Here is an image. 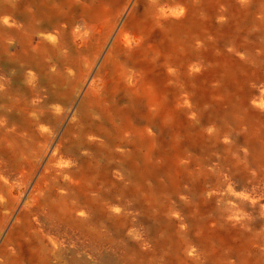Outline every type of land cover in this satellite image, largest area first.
Returning a JSON list of instances; mask_svg holds the SVG:
<instances>
[{
    "label": "rangeland",
    "instance_id": "obj_1",
    "mask_svg": "<svg viewBox=\"0 0 264 264\" xmlns=\"http://www.w3.org/2000/svg\"><path fill=\"white\" fill-rule=\"evenodd\" d=\"M147 2L137 0L134 8L141 10ZM212 2L214 7L209 16L203 14L198 1L195 2L198 17L207 18L214 27L228 23L233 32L227 40L223 41L216 34H207L205 38L215 43L204 45L197 40L194 44L179 45L171 54L158 43L163 32L156 28L155 40L150 42L153 46L147 59L154 74L164 75L162 83L168 86L166 93L161 95L169 102L172 93L183 97L179 110L181 127L169 124L163 115L164 107L157 106L156 102L148 105L142 97L138 100L137 110L127 113L129 121L124 125L131 122L127 129L125 126L117 129L121 120L113 117L110 111L104 112L101 107L91 109L90 117L93 114L92 119L102 120L98 132L88 135L92 136L98 151L92 154L87 149V135L78 136L76 126L79 123L74 124L64 139L65 146L70 141H77L71 151L67 146L65 148L67 159L68 154L71 158L68 169H64L62 174H47L46 188L40 192L41 208L33 209L17 221V234L10 243L2 239L3 234L0 235V264L17 256L22 247L25 254L36 257L32 264H71L73 259L85 264H176L174 256L171 259L166 256L171 239L178 244V260L183 264H224L221 256L207 254L205 241L199 238L198 230L202 225L210 224L221 233L233 231L236 237L246 233L247 237L238 239L235 245L243 242L251 246L255 240L264 239V219L258 215L244 220V212L239 211L233 201V192L241 191L243 183L238 171L235 168L221 171L226 169L223 167L226 158L235 159L240 164L244 161L248 151L244 146H238L237 140L247 132L253 120L257 125L258 118L260 122L264 121V107L261 111L258 109V100L261 96L264 98V0L249 1L247 9L235 0ZM210 16L213 17L212 22ZM227 68L232 72H227ZM241 95H244V100L238 105V112L231 120L221 123L220 130L217 127L220 123L214 122L207 114L211 103L221 102L222 106H227V98L237 100ZM201 96L207 103L198 104ZM119 103V106L125 104L123 96ZM72 113L73 109L69 116ZM74 115L71 117L76 120ZM146 127L151 129V139L156 146L151 162L156 165L158 173L140 184L132 182L123 165V157L129 154L134 133ZM105 131L116 133L110 138L114 139L113 144L108 143ZM174 141H177V146ZM7 147L9 156H0V218L9 212V187L22 176V170L29 171L27 167L19 166L22 158L17 150L12 151V144L7 143ZM176 150V155L166 158ZM24 152L23 155L29 156L33 149L25 147ZM168 162H171L170 166ZM228 173L229 177L226 176ZM249 175L253 177L255 172L251 170ZM34 176V180L39 178ZM177 177L178 180L172 181ZM74 180L84 184L91 201L100 198L96 222L87 218L88 212L81 209L69 214L77 212L83 216L74 213L69 219L62 210L63 205L59 206L58 197L65 203V192L70 190V184H75ZM204 180L210 185H220L222 195L218 197V194L199 189ZM156 183L164 186L163 192H158ZM29 187L32 189V183ZM51 189L56 194L48 197ZM44 198H47L46 206ZM72 204L87 206L84 201ZM52 206L61 209L57 208L54 216L58 221L56 228L49 230L42 220L44 215L52 216L49 212ZM199 206L201 211L192 218L194 209ZM11 218L10 223L14 224L16 218ZM78 219L84 222L69 237L61 228L66 225V220ZM68 225L73 226L71 223ZM89 230H95L98 235L95 248H88ZM219 245L216 237L210 241L212 248ZM187 246L192 247L193 256ZM254 250L253 254H256V249H252L251 254ZM259 250L264 254L263 245ZM230 255L228 261L234 263L236 254ZM260 263L264 264V256ZM17 264L31 262L25 259Z\"/></svg>",
    "mask_w": 264,
    "mask_h": 264
},
{
    "label": "bare ground",
    "instance_id": "obj_2",
    "mask_svg": "<svg viewBox=\"0 0 264 264\" xmlns=\"http://www.w3.org/2000/svg\"><path fill=\"white\" fill-rule=\"evenodd\" d=\"M196 1L203 14L209 16L214 7L213 0H148L141 10L134 8L137 0H0V156H9L7 143H11L12 151L17 150L22 158L19 166L23 165L29 170H22V176L9 187V212L0 218V235L3 234L4 241L10 243L14 239L17 221L33 209L41 208L40 192L46 188L47 174H62L64 169H68L71 158L68 154L67 159L65 148L67 146L71 151L77 141H70L65 146L64 139L75 127L74 124L79 123L76 126L78 136L87 135V149L92 154L98 151L92 136L88 135L98 132L102 120L92 119L91 109L101 107L104 112L110 111L113 117L121 120L117 129L124 126L127 129L131 126V122L124 125L129 121L127 113L137 110L138 100L142 97L148 105L156 102L157 106L164 107L163 115L169 124L181 127L179 110L183 97L172 93L171 103L165 100L161 95L168 88L162 83L164 75L159 77L154 74L147 58L153 46L150 42L155 40L156 28L163 32L161 38L157 34L158 43L171 54L179 45L194 44L197 40L204 45L215 43L205 38L207 34H216L223 41L230 38L233 29L228 23L214 27L207 18L198 17ZM249 1L235 0L246 9ZM211 19L213 17L210 16ZM226 70L232 72L229 68ZM121 96L125 104L119 106ZM202 98L198 99L199 105L207 103L204 102L206 98ZM232 98H227V106H222L221 102L215 105L211 103V108L207 110L209 118L220 123L217 125L220 130L221 123L236 115L244 95L238 96L237 100ZM263 107L264 98L261 96L258 100L259 111ZM71 109L72 115L77 116L76 120L69 116ZM259 119L258 125L253 120L247 132L237 140L238 146H244L248 151L244 161L240 164L235 159L226 158L223 166L226 169L220 168L221 171L235 168L243 180L241 191L233 192L232 198L237 209L244 212V220L258 215L264 219V121L260 122ZM114 135L115 132L105 131L109 144L114 143V139H110ZM174 142L177 146V141ZM35 145L38 147L35 148ZM25 147L33 149L32 155H23ZM155 149L149 127L134 133L129 154L123 157V165L132 182L145 183L158 173L156 165L151 162ZM172 153L166 158L171 159L177 150ZM170 165L171 162H168ZM251 170L255 172L253 177L249 175ZM34 175L39 178L34 180ZM226 176L229 177V173ZM176 180L178 177L172 181ZM31 183L32 189L29 187ZM216 184L210 185L204 180L199 189L218 194L219 197L222 193L220 185ZM83 185L82 182L70 184V190L65 192V203L58 197V204L63 205L62 210L69 219L74 213L83 216V213L77 212L69 214L81 209L88 212L87 218L96 222L101 200L97 197L91 201ZM156 186L158 192H163L164 186L158 183ZM49 191L52 192V189ZM55 194L52 192L48 197ZM46 199L43 200L45 206ZM80 201L87 206L72 204ZM57 208L50 207L52 216L43 217L42 221L49 230L56 228L58 221L54 216L57 215ZM200 211L201 206L195 208L192 218ZM11 216L16 218L14 224L10 223ZM66 221L61 229L69 237L84 222L82 219ZM92 231L89 230V235L85 233L89 237L88 248L98 246V235L95 230ZM198 232L199 238L205 241L207 254L221 256L224 264H261L260 259L264 254L259 249L261 245L264 246V239L255 240L251 246L243 242L235 245L238 239L247 237L246 233L236 237L233 231L221 233L210 224L202 225ZM214 237L218 238V248L210 246ZM175 241H168L170 245L166 256L169 259L174 256L176 264H183L178 260V244ZM226 244L230 246L225 247ZM252 249H256V254H253L255 250L251 254ZM187 250L193 256L192 247L187 246ZM230 254H236L234 263L228 261ZM25 259L32 264L36 257L25 254L22 247L19 254L9 258L5 264H17ZM71 264L85 263L73 259Z\"/></svg>",
    "mask_w": 264,
    "mask_h": 264
}]
</instances>
